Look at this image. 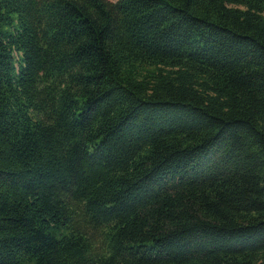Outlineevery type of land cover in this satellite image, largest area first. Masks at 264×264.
I'll list each match as a JSON object with an SVG mask.
<instances>
[{
  "label": "trees",
  "instance_id": "trees-1",
  "mask_svg": "<svg viewBox=\"0 0 264 264\" xmlns=\"http://www.w3.org/2000/svg\"><path fill=\"white\" fill-rule=\"evenodd\" d=\"M0 264H264V0H0Z\"/></svg>",
  "mask_w": 264,
  "mask_h": 264
}]
</instances>
